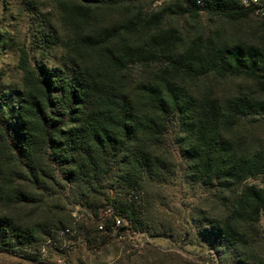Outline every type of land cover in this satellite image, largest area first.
Listing matches in <instances>:
<instances>
[{
	"label": "trees",
	"instance_id": "obj_1",
	"mask_svg": "<svg viewBox=\"0 0 264 264\" xmlns=\"http://www.w3.org/2000/svg\"><path fill=\"white\" fill-rule=\"evenodd\" d=\"M126 1L21 0L31 28L17 49L19 87L0 89V202H36L9 187L14 179L43 192L72 185L95 192L114 178L123 195L92 211L101 236L76 232L84 243L104 246L127 232L148 234L140 183L165 182L179 167L215 198L214 215L198 210L193 221L213 264H264V19L255 43L195 37L176 53L181 39L161 29L163 13L127 7V18L101 20ZM41 2L53 13H42ZM173 7L166 11L192 19L251 15L239 0H179ZM210 76L240 78L253 90L219 97L209 89L192 93L181 82ZM169 127L178 129L173 139ZM168 140L176 164L152 151ZM59 235L76 239L64 227ZM37 249L31 228L0 217V253L46 264Z\"/></svg>",
	"mask_w": 264,
	"mask_h": 264
},
{
	"label": "rangeland",
	"instance_id": "obj_2",
	"mask_svg": "<svg viewBox=\"0 0 264 264\" xmlns=\"http://www.w3.org/2000/svg\"><path fill=\"white\" fill-rule=\"evenodd\" d=\"M177 1H126L121 8L108 12L101 20L111 23L127 18V9L131 7L140 8L147 14L163 13L161 29L175 30L181 39L175 47L176 53L183 51L195 37L217 35L231 42L255 43L260 35L261 18L258 16L251 14L244 20L230 22L200 13L197 19H192L187 14L174 15L166 11L167 8H174ZM21 3V0H0V89L6 93L19 87L17 49L26 43L31 28V21ZM39 8L42 13H53L46 2H41ZM144 76L146 74L142 72L136 80L141 81ZM181 82L192 93L209 89L219 97L253 90L250 82L240 78L210 76L196 82L187 79ZM178 134L177 128L169 127L167 138L173 139ZM170 142L168 140L163 148H152V151L176 164L177 148ZM12 182L9 187L30 194L36 202L2 201L0 217L6 216L18 225L31 228L35 233L39 259L46 264H213L212 257L196 236L193 221L198 210L214 215L211 204H214L215 198L183 177L179 167L165 182L157 183L144 178L140 183L138 205L148 234L127 232L114 236L104 246L92 241L84 243L76 232H87L89 240L101 236L91 225L92 211L105 203L106 198L123 195L124 188L114 178L96 187L95 192L74 185L70 189L56 186L43 192L22 180L14 179ZM249 183L257 184L258 181ZM260 226L264 237V218ZM62 227L72 231V237L76 236V239L60 237ZM186 230H190L191 235H185ZM47 232L54 238L53 243L47 240ZM0 264L32 263L0 253Z\"/></svg>",
	"mask_w": 264,
	"mask_h": 264
},
{
	"label": "built area",
	"instance_id": "obj_3",
	"mask_svg": "<svg viewBox=\"0 0 264 264\" xmlns=\"http://www.w3.org/2000/svg\"><path fill=\"white\" fill-rule=\"evenodd\" d=\"M239 5L250 10L251 14L264 19V0H239ZM116 224L118 225L119 221H116Z\"/></svg>",
	"mask_w": 264,
	"mask_h": 264
}]
</instances>
